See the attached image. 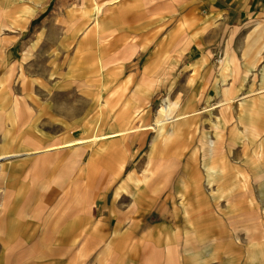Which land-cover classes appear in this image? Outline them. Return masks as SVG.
Masks as SVG:
<instances>
[{"label": "rangeland", "instance_id": "rangeland-1", "mask_svg": "<svg viewBox=\"0 0 264 264\" xmlns=\"http://www.w3.org/2000/svg\"><path fill=\"white\" fill-rule=\"evenodd\" d=\"M102 1L104 0H99V2ZM34 5V0H0V55L3 57L0 58V131L9 130L17 138L14 145L9 146L7 150L24 148L25 142L27 146L40 145L38 141L29 144L22 135L27 133L25 130L28 128L29 110L34 115H38L39 109L45 104L50 106L48 115H45V110H42L36 120L38 127L46 132L47 138L43 144L65 140L69 134L74 136L82 134L77 131L79 126L75 124V120H70V123L74 125L72 131L62 124V121L68 120V117L58 108H75L78 105H83L84 108L82 107L78 119L86 117V119L93 120L96 117L95 111L88 107L90 98L86 94L87 88L83 86L85 78L82 74L86 66L85 59L77 62L81 75L79 73L76 74L77 76L66 78L57 75L55 79H50L49 76L51 71L56 68L62 72L68 71L69 61L65 54L68 50L70 56L76 53L77 42L74 38L77 37V29L84 17L81 5L84 6L83 10L89 11L92 1L42 0L29 20L26 30H23L19 25L24 24L25 12ZM102 16L106 17L108 27L101 32L97 45H95L94 38L92 56L94 53L96 56L97 49H99L110 65H119L120 61L126 62L131 56L116 57V53H121L123 48L115 42L119 31L116 20L109 19L106 6L102 9ZM187 20L186 24L188 25L191 18L188 17ZM254 23H258V29L251 30L250 28L249 35L240 40L239 44L244 46V51L242 49L238 54V34L248 29L247 25L252 26ZM263 34L264 25L262 23H244L230 29L224 49L219 47L215 56L209 51V56H212V58L210 57L212 64L215 65L208 78L210 81L211 77L214 79L218 74V70L223 64L222 60L230 61L226 84L229 91L225 94L223 87L218 86L222 90L223 96L218 97L219 101L212 108L209 106L210 110L204 102H201L199 107L191 110L193 115L180 120L177 126L178 134L167 142L160 140V144H164V149L167 150L164 154L161 150V153L153 154L151 160L148 159L154 132L145 130L139 134L131 132L126 135L124 141L130 146L132 155L128 161L123 157H114L116 161H124L126 165L123 173L118 176H115L107 168L102 167L106 170L100 171L102 165L99 164L98 158L94 157L91 160V162L97 163L94 165V173L99 168L95 179L84 180L82 185L76 182L77 180L74 178L75 164L79 162L87 164L93 154L91 144L75 148L79 151L76 156L73 155L75 149L70 153L67 150H61L40 155L39 157L44 160L28 161L26 170L22 171L20 175H15L18 172L15 167L9 170V174L13 177L8 179L10 196L7 198L14 199L16 188L21 187L22 197L18 207L15 208L14 216L20 218L22 223L26 221L28 225L30 224L33 234L27 238L28 234L23 235L16 232L13 237L7 238L5 231L13 222L4 210H0V264H45L49 262L53 264H95L96 258L98 259L100 256L101 246H94L91 243L93 221L98 220L97 216L99 215L97 213L99 208L95 202L97 194L102 190L110 189L113 178H117V181L113 183L117 182L119 185L127 174L136 168L138 172L136 178L141 179L145 176V185L147 188L149 187L150 193L162 202L165 199L166 208L172 207V202L169 199L179 197L177 195L178 185L183 181H179L177 178L184 171L183 162L188 159L194 162L195 165L191 168L194 167L195 170L188 169L187 171L201 174L203 179L199 185L206 195H210L207 197L208 202L203 203L200 207L201 214L197 213V237L198 241H203V243L195 246V264H264V164L254 163V160L260 157L264 161V114H260L258 109L260 105L264 107V84L258 83L261 69L257 66V55L260 53L257 55L253 53L254 46H257V51L262 49ZM38 37H42V40L37 46L35 54L29 60L23 61L24 50ZM187 42L189 43V39ZM186 52V49L184 51L177 50L172 53V56L169 55L172 60L177 61L182 59ZM186 60L188 57H185L184 61L187 62ZM183 70V68H174L170 72L171 78L177 77V80L182 78ZM113 71H121L119 77L123 78L130 74L131 69L116 67ZM150 71L154 72V80L159 85L154 90L156 94L152 97L151 102L144 103L142 106H140V100H135L136 96L131 94L132 84H125L123 80H118L119 77L112 83L113 85L111 84L114 91L119 84H125L113 94L115 115L119 117V114L126 109V112H130L128 110L130 107L136 112L145 108L147 111L145 122L152 123L158 108L168 97L177 102L174 106L175 113L186 112L183 106L187 103L188 92L177 93L176 89L179 85L172 89L162 68ZM193 72L196 73L195 70ZM35 80L46 83L50 81L51 85L57 82L60 84L58 92L61 93L48 95L46 88L41 85L30 91L22 89L23 85ZM96 83L92 81V85ZM247 90H253L252 94L248 97L245 105H239L237 98ZM30 94L36 98L34 103L31 102ZM221 98L222 101H220ZM16 99L21 103L29 102L30 107H26L22 103L16 111L14 108ZM255 99L258 101L253 102ZM206 112L210 113V116L205 117ZM54 124H58V126L50 127ZM20 137L22 138L19 139ZM210 140L214 141L211 154L208 147ZM226 147H228L230 162L234 164L240 162L239 168L243 169L244 190L241 186L240 189L231 191L235 182L231 180L233 173L230 170L228 171V180H216L214 187H218L217 192L214 193V197H211V192L208 190L209 183L204 180L208 175L204 160L207 157H212L213 160L219 159L221 150ZM102 154V161L107 164L111 154L106 151ZM246 157L251 158L250 164L246 163ZM17 161L15 160L13 164ZM110 163L108 164L110 165ZM6 180V175L0 172V189ZM257 188H260L259 195ZM65 196H68V199H72V197L80 199L82 206L79 223L72 216L67 222L56 223L55 217L60 209H63L61 204ZM0 199H2L1 195ZM129 203L130 201L125 197L119 200L121 206H127ZM97 204H100V201H97ZM149 210L150 217L148 219L152 221L159 220L160 213L164 211L152 208ZM167 216L168 214L164 215V217ZM28 225L27 227H29ZM60 228H66V237H59L57 231ZM14 240L18 242L21 240L20 244H12ZM229 241H244L245 243L230 244ZM178 246V263L191 264L188 257L194 246ZM137 264H139V257Z\"/></svg>", "mask_w": 264, "mask_h": 264}, {"label": "crops", "instance_id": "crops-1", "mask_svg": "<svg viewBox=\"0 0 264 264\" xmlns=\"http://www.w3.org/2000/svg\"><path fill=\"white\" fill-rule=\"evenodd\" d=\"M41 1L34 0L35 5L25 12L24 24L19 25L21 29L26 30L29 20ZM91 1L92 7L89 11L83 10L84 6L81 5L84 17L80 27L77 29V37L74 38L77 42L76 53L70 56L68 50L65 54V57L69 61L68 71L62 72L56 68L51 71L49 76L50 79H55L57 75L65 78L77 76L76 74L80 73L77 62L85 59L86 66L83 70L84 73H80V75L82 74L83 78H85L83 86L87 88L86 94L90 98L88 100V107L95 111L96 117L93 120L86 119V117L78 119L80 111L84 108L83 105H78L75 108H58L59 111L68 117V120L62 121V124L69 131H72L74 125L70 123V120H75V124L79 126L77 131L82 134L80 136L69 134V137L65 140L43 144L47 138L45 136L46 132L38 127L36 120H38L37 118L41 115L42 110H45L44 114L48 115V108L50 106L45 104L39 109L38 115H34L29 110V123L28 128L25 130L27 133L25 135L23 133L22 137L29 144L37 143L38 141L40 145L27 146L25 142L24 148L15 150H7V148L14 145V141L17 138L9 130L0 131L2 137L0 141V172H3L7 179L2 189H0V195L2 196V199H0V210H4L5 214L13 222L5 231L7 238L13 237L16 232H20L23 235L28 234L27 238L31 237L30 234H33V228L29 226L30 224L28 225L26 221L22 223L20 218L14 216L15 208L18 207V203L22 197L21 187L18 186L16 188L14 199L10 200L7 198V196H10L8 179L13 177L9 174V170L15 167L18 171L15 175H20L22 171L26 170V163L28 161L43 159L39 157L40 155L61 150H67L70 153L73 149H78L84 144H91L93 154L90 156L87 164L81 162L75 164L74 178L77 180L76 182L82 185L84 180L90 181L92 178L93 180L95 179L99 168L94 173V165L97 164L91 162L94 157H97L100 162L99 164L102 165L100 171H104L106 169L103 168H107L115 176H118L123 173L126 165L124 161H116L114 157H123L128 161L132 155L130 153V146L124 141L126 135L131 132L139 134L145 130L154 132L150 142L148 159L151 160L153 154L161 153V150L162 154H164L167 150L164 149V144H160V140L164 142L172 140L178 134L177 126L180 120L193 115L191 110L199 107L201 102H204L208 110H210V107L212 108L219 101L218 97L223 96V92L218 86L223 87L225 94L229 91V87L226 84L230 71V61L228 59L222 60L223 64L220 66L218 74L214 79L211 77L210 81L208 78L211 69L215 65L212 64V60L210 59L212 56H209V51L215 56L219 47L224 49L226 47L224 43L227 41L229 31L232 28L249 22H259L264 25V0ZM105 6L109 12V19L116 20L119 32L115 42L123 48L121 53H116V57L131 56L126 62L123 61L125 64L120 61L119 65H110V62L104 59L103 53L99 49H97L96 56L95 53L92 56L91 51L94 47V38L95 45H97L101 32L108 27L106 17L102 16V9ZM188 17L191 18V22L187 25ZM258 27V23H254L252 26L247 25L246 28L248 29L238 34V54L241 53L242 49L244 51V46L242 47L239 44L240 40L247 37L251 30H257ZM250 28L251 30H249ZM259 35L261 36V34ZM188 39L189 43L187 42ZM41 40L42 37H38L34 43L24 50L23 61H27L33 57ZM256 47L254 46L253 53L254 55L260 53V55H257V66L261 69V77L258 78V83L264 84V44L262 49L258 51ZM185 49L187 52L183 55V60L174 61L171 59L174 51H184ZM185 57H188L187 62L184 61ZM0 58L3 57L0 55ZM183 63L184 65H182ZM121 64L123 65L121 66ZM112 66H114L113 69L116 67L130 68L131 72L121 78L119 77L121 71L114 72ZM159 68L164 70L163 74L169 80L172 89L179 85L178 89H176L177 93L188 92V96L186 97L187 103L183 106L186 112L175 113L174 106L177 102L168 97L158 108L152 123L145 122L147 115L145 108L139 109L136 112L130 107L128 108L130 112H126V109L119 114V117L115 115L113 94L119 90L120 86L123 87L125 84H132L131 94L136 96L135 100H140V106L151 102L152 97L156 94L154 90L159 83L154 80V72L150 70ZM174 68L184 69L182 78L178 80L177 77L171 78L170 72ZM22 71H24L23 68ZM117 77H119L118 80H123L125 84H119L114 91L112 90V83L117 80ZM92 81L97 83L92 85ZM38 85L44 86L48 95L61 93L58 92L60 84L55 82L51 85L50 81L46 83L45 81L35 80L27 85H23L22 89L25 88L30 91L34 90ZM252 91L247 90L241 93L242 95L240 94L237 98L239 105L247 103ZM30 96L31 102L34 103L36 98H34L33 94H30ZM222 100L221 98L220 101ZM256 101L258 99L253 100V102ZM22 103L26 107H30L28 105L29 102ZM22 103L17 101V99L14 101L16 111ZM258 109L260 110V114L263 115L264 107L260 105ZM207 115L210 116V113L206 112L205 117ZM55 125L58 126V124H54V126L50 127L54 128ZM91 134H98L100 138L93 142L84 141ZM208 143L209 153L211 154L214 141L210 140ZM77 149L73 151L74 156L79 154ZM105 151L111 154V159H108L110 161L107 164H104L102 161V153ZM260 158H256L254 163L259 165L264 164V161ZM15 160L18 161L13 164ZM250 160L251 158L246 157L245 161L250 164ZM183 165L184 171L177 178L179 181H183L178 185L177 195L179 197L177 199L176 197L169 199L172 202V207L166 208L165 199L162 202L150 193L149 187L147 188L145 185V176L141 179L136 178L138 174L136 168L131 170L119 185L117 182L113 183L117 181V178H113V182L109 187L110 189L107 191L102 190L97 194L95 202L99 208V212H97L99 215L97 216L98 220L93 221L91 243L94 246H101L99 249L100 256L98 259L96 258L95 264H137L138 257L139 264H179L178 245L194 246L193 251L188 257V261L191 264H195V246L203 243V241H198L197 237V213H200L202 204L208 202L207 197L210 195H206L201 185H199V182L203 179L201 174L195 171H187L188 169L195 170L194 167L191 168V166L195 165L194 162L188 159L183 162ZM72 166L74 167V165ZM204 166L208 173L204 180L209 183L208 190L211 192V197H214V193L217 192L218 187H214L216 180H228V171L230 170L233 173L231 180L235 182L232 185L231 191L233 189L238 190L241 186L244 190L243 169L239 168L240 162H236L235 164L230 162L228 147L221 150L219 159L213 160L212 157L205 158ZM17 179L19 180L20 177ZM237 182L242 184L240 185ZM257 190L259 195L260 188H257ZM122 197L130 201L127 206L119 204V200ZM97 201H100V204H97ZM61 206L63 209H60V212L55 217L57 224L67 222L71 216L79 223L82 206L79 198L72 197V199H68V196H65ZM151 208L159 211L161 209L164 210L161 213L157 211L160 213L159 220L152 221L148 219L150 217L148 211ZM166 214L168 216L164 217ZM66 233V228H60L57 231L59 237H66ZM20 241L14 240L12 244H20ZM228 243L244 244L245 242L229 241ZM45 264L53 263L49 262Z\"/></svg>", "mask_w": 264, "mask_h": 264}, {"label": "bare ground", "instance_id": "bare-ground-1", "mask_svg": "<svg viewBox=\"0 0 264 264\" xmlns=\"http://www.w3.org/2000/svg\"><path fill=\"white\" fill-rule=\"evenodd\" d=\"M164 108H165V106H164ZM100 138V136L98 135V134H91L90 136H87V138L84 140V141H96V140H98ZM80 140V139H79ZM78 140V141H79ZM77 141V140H76ZM82 141V140H81ZM74 145V144H73Z\"/></svg>", "mask_w": 264, "mask_h": 264}]
</instances>
